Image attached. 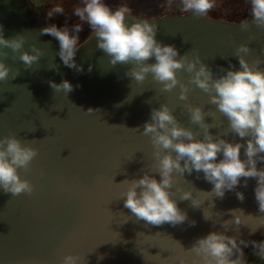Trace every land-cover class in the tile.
Segmentation results:
<instances>
[{
	"label": "water",
	"instance_id": "water-1",
	"mask_svg": "<svg viewBox=\"0 0 264 264\" xmlns=\"http://www.w3.org/2000/svg\"><path fill=\"white\" fill-rule=\"evenodd\" d=\"M147 20L157 24L158 41L175 45L180 55L196 50L213 73L229 68L230 63L239 69L234 53L241 43H249L253 50L249 61L264 57V29L251 24V20L247 30L240 28L241 23L192 13ZM0 27L6 39L23 34L24 50L30 51L35 45L44 53L26 69L6 49V64L19 74L0 81V137L15 134L26 143L31 140L38 155L27 172L19 170L35 185L32 195L12 196L0 189V264H61L68 253L85 257L82 264H173L171 255L180 253L181 246L188 250L210 232H223L236 236L238 243H251L264 228L256 218L264 216L255 199L256 179L248 178L244 187L241 178L235 191H226L220 199L197 191H211L213 185L195 170L183 177L177 174L172 189L178 207L187 214L184 223L155 226L137 221L120 198L126 188L120 182L138 179L145 172L160 179L154 173L150 138L141 135L152 108L168 104L182 126L203 138V131L183 110L179 88L161 92L151 75L142 84L131 80L125 75L130 65L112 66L97 48L94 33L77 47L75 61L83 71L65 66L58 55L59 41L42 34L44 26L26 0H0ZM250 36L255 40L250 42ZM54 64L58 71L49 68ZM179 75L187 82L186 72ZM63 80L73 85L74 90L67 95L54 92L49 85V81L59 84ZM193 89L190 103L203 105L205 111L214 107L208 104L206 93L195 86ZM90 108L93 111L88 113ZM216 120L223 124L210 128V134L246 145L247 138L241 140L231 132L223 135L228 126L226 117L217 112ZM205 121L212 123L213 117L206 116ZM241 158H245L243 148ZM257 167H264V162H258ZM176 189L192 191L204 203L195 208L190 200L180 201L181 193ZM236 191L244 193L243 202L237 199ZM232 209H242L246 216H252L248 225L232 224L225 230L222 222L234 219ZM203 213L210 219L205 220ZM250 243L240 244L245 264Z\"/></svg>",
	"mask_w": 264,
	"mask_h": 264
},
{
	"label": "clouds",
	"instance_id": "clouds-1",
	"mask_svg": "<svg viewBox=\"0 0 264 264\" xmlns=\"http://www.w3.org/2000/svg\"><path fill=\"white\" fill-rule=\"evenodd\" d=\"M82 3L83 6L76 7L73 14L89 25L97 38V48L109 58L110 64L130 65L125 75L138 84L151 75L152 80L160 85L161 92H172L179 88L178 99L184 102L183 110L188 114L189 121L203 131V138L200 139L192 128L182 126L168 104L152 108L150 121L143 125L141 135L150 138L154 173L160 179L145 172L138 179L120 182L126 185L120 194L124 207L131 211L137 221L143 220L147 224L159 226L169 223L176 226L184 223L187 214L178 207L174 198L176 193L172 189L177 174L183 177L185 173L191 175L195 170L202 172L203 178L213 185L211 191H197L220 199L224 198L226 191H235L241 178H244V187H247L248 178L256 179L255 199L259 212L264 213V167H257L258 162H264V67H261L264 57L256 56L249 61L247 57L253 50L249 48V43H241L234 53L239 69L230 63L229 68H221L219 73H213L196 50L180 55L175 45L158 41L157 24L147 19L132 18L131 10L126 5L112 9L105 0H82ZM249 3L251 24L264 29V0H249ZM180 4L183 12L203 17L215 8L216 0H180ZM63 13V7L57 5L47 16L52 18ZM129 19L132 23L128 22ZM249 26V22L244 21L240 28L247 30ZM81 31L83 28L80 24L71 29L67 25L57 27L56 24L42 29V34L51 35L59 41L58 55L63 64L77 72L83 71L75 61ZM25 40L23 34L6 39L0 27V81H7L10 75L13 79L19 74V70L13 73L6 64L9 56L6 49H10L12 58L22 61L26 69L43 56V50L35 45L31 46L30 51L24 50ZM252 40H255V36L249 37V41ZM153 59L155 62L150 63ZM49 68L59 70L55 64ZM181 72L188 74L187 82L179 75ZM49 85L54 92L63 91L66 95L74 90L68 80L59 84L49 81ZM193 86L208 95V104L214 106L212 109L205 111L203 105L189 102ZM92 111L90 108L87 112ZM217 112L227 118L228 126L223 135L231 132L241 140L247 138L246 145L210 134V128L223 124L222 121L217 123ZM206 116L213 117V122L207 123ZM242 148L244 159L241 158ZM37 155L38 149L32 146L31 140L26 143L15 134L0 137V189L12 196L32 195L35 185L22 177L19 170L27 172ZM221 155L222 159H218ZM176 191L181 193L180 201L190 200L195 208H200L204 203L195 198L192 191ZM236 197L241 202L245 199L244 193L239 191H236ZM230 214L234 219L222 222L225 230L232 224L248 225V218L252 217L246 216L242 209H232ZM203 215L205 220L210 219L205 213ZM256 218L264 223V216ZM248 243L243 240L238 243L236 236L213 231L198 238L188 250L181 246V252L171 255V259L173 264H245L240 244ZM251 243L257 254L264 257V241ZM234 255L235 259L232 258ZM84 260L85 257L79 254L68 253L61 264H82Z\"/></svg>",
	"mask_w": 264,
	"mask_h": 264
},
{
	"label": "rangeland",
	"instance_id": "rangeland-1",
	"mask_svg": "<svg viewBox=\"0 0 264 264\" xmlns=\"http://www.w3.org/2000/svg\"><path fill=\"white\" fill-rule=\"evenodd\" d=\"M126 1H127V5L135 4L134 7H141L142 9L146 10L147 14L149 15L156 14V11L162 8H165L167 12L172 14L183 12L181 9L180 0H171V4H169V0H126ZM29 2L32 4V6L35 9H42L43 13L46 16L47 13L57 5L63 7L66 13L68 10V12H70L73 16H75L73 14L74 9L76 7L83 6L82 0H67L65 5H64V0H29ZM108 3L107 5L112 9H114L115 4L111 5L110 2ZM63 14H56L52 18H54L55 16L57 18V16ZM207 15L220 19L222 18V19L234 20V21H247L251 18L250 3L249 0H216L215 8L212 9ZM72 20L73 19H70L71 22ZM255 241L256 242L264 241V228L259 232ZM254 250L256 251V249L252 248L251 252ZM258 259L261 264H264V257H261L259 255Z\"/></svg>",
	"mask_w": 264,
	"mask_h": 264
},
{
	"label": "trees",
	"instance_id": "trees-1",
	"mask_svg": "<svg viewBox=\"0 0 264 264\" xmlns=\"http://www.w3.org/2000/svg\"><path fill=\"white\" fill-rule=\"evenodd\" d=\"M66 2H67V0H64V5L66 4ZM105 2H106V4L108 2H110L111 5L115 4L114 9H116L117 7H119L121 5H126L131 10V16L132 17H141L144 19L161 18L164 16H184V15L189 14L187 12H179V13L172 14V13L167 12L165 8H162V9H158L156 11V14L149 15V14H147V11L142 9L141 7H134L135 4L134 5H127L126 0H105ZM108 5H109V3H108ZM36 17L38 18L39 22L44 27L49 26L51 24H56L57 27H64L65 25H67L71 29V27L76 25V24H80V25L82 24L81 27L83 28V31H81L79 33L80 40L78 42L77 47L79 45H81L82 43H84L93 34L92 30L90 29L89 25L86 22L81 21L76 16H73L70 12H68V10H67V13H66V11H64V14L57 16V18H56V16L54 18H49L44 13H42V15H36ZM204 17L211 19V20H219V21H224V22H229V23H242V22H244V21L227 20V19H222V18L220 19V18L211 17L209 15H206ZM70 19H73L74 21L72 20V22H71ZM250 20H252V17L247 21L249 22ZM261 230H259L255 234L252 241H255L257 235L259 234V232ZM252 248H253L252 243H250L249 249L247 250V255H250L249 260H248V264H261L259 262V259L251 254Z\"/></svg>",
	"mask_w": 264,
	"mask_h": 264
},
{
	"label": "flooded vegetation",
	"instance_id": "flooded-vegetation-1",
	"mask_svg": "<svg viewBox=\"0 0 264 264\" xmlns=\"http://www.w3.org/2000/svg\"><path fill=\"white\" fill-rule=\"evenodd\" d=\"M26 1H27V3L29 4L30 8L33 10L35 16H36V15H42V13H43L42 9H35V8L32 6V4L29 2V0H26ZM248 249H249V248H248ZM251 254L254 255V256L256 255V256H255L256 258H258V256H259L255 250L252 251ZM249 257H250V255H248V260H249ZM247 264H248V262H247Z\"/></svg>",
	"mask_w": 264,
	"mask_h": 264
}]
</instances>
